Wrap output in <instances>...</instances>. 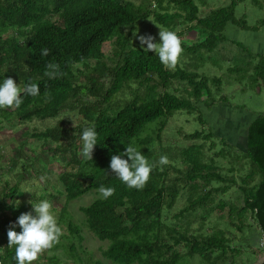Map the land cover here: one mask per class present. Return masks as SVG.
Returning a JSON list of instances; mask_svg holds the SVG:
<instances>
[{
	"label": "trees",
	"instance_id": "obj_1",
	"mask_svg": "<svg viewBox=\"0 0 264 264\" xmlns=\"http://www.w3.org/2000/svg\"><path fill=\"white\" fill-rule=\"evenodd\" d=\"M198 1L205 5V0ZM198 1L154 0L155 8L151 9L131 0H0V80L11 77L19 84L31 79L40 85L37 96L22 93L24 100L20 107L0 108V122L13 119L25 124L34 119H53L77 108L82 118L78 126L59 121L52 128L25 136L42 143L53 156H65L69 168L59 175L65 192L59 220L67 226L69 235H62L51 251L64 246L67 255L74 258L72 254L78 253L76 262H82L86 251L81 245V230L72 223L67 208L70 202L90 192L98 197L80 208L83 225L97 240L107 242L101 256L112 264H179L195 256L204 264L226 262L240 251L232 247V240L222 231L203 236L190 233L189 228H181L175 221L202 212V228L214 209L226 208L221 200L215 205V199L233 189L238 190L242 207L236 210L231 206L228 217L236 216L237 230L242 233L247 229L251 232L249 222H252L264 240V112L249 123L245 150L236 152L225 139L219 140L210 128L205 129L206 119L199 108V103L206 109L228 103V97L222 94L221 79L199 73L198 65L196 71L177 65L167 67L154 51H144L146 45L142 47L140 41L132 40L138 26L150 19L162 29L175 31L186 27L196 32L198 39L191 43L181 39L184 55L195 57L202 66L206 55H217L220 45L230 44L243 51L248 60L258 61L246 64L241 80L248 76L253 86L260 80L264 84V55L254 54L226 36L228 24L251 32L264 26V20L249 26L245 16L235 18L237 5L249 0H231L227 6L203 17L199 15ZM250 1L258 4V0ZM184 34L178 33L180 38ZM106 44L114 48L113 60L105 56ZM44 48L49 50L47 57L41 55ZM230 60L233 62L234 58ZM49 63L59 65L55 78L45 74ZM250 68L253 73L249 75ZM228 72L243 70L233 67ZM82 76L85 83H79ZM176 83L185 84L182 92L172 87ZM132 85L138 87L132 98L112 108L113 100L131 90ZM175 113L195 115L203 128L183 134L184 140L190 142L181 150L185 173L169 162L159 164L160 156L167 155L161 135ZM152 124L156 126L149 129ZM89 125L95 126L99 133V144L94 147L91 160L82 154L80 138ZM216 140L222 149L214 153V158L230 160L231 168L226 173L213 159L210 163L203 162L204 145L197 143L210 142V150H215ZM129 144L154 165L143 188H129L110 169L111 156L125 151ZM37 161V156L32 160L27 156L26 163ZM171 172L180 176L168 181ZM23 181L21 177L20 181L13 185L7 182L0 189L1 264H17L8 231H22L18 217L31 212L29 205L16 202ZM101 185L114 187L115 192L103 199L98 192ZM186 188L188 204L169 219L167 212L173 210ZM69 240L80 244H67ZM247 245L258 261L256 264H264V248ZM180 247L185 253L178 252ZM49 257L43 256L44 260ZM52 258L57 256L53 254ZM32 264L42 263L36 260Z\"/></svg>",
	"mask_w": 264,
	"mask_h": 264
},
{
	"label": "rangeland",
	"instance_id": "obj_2",
	"mask_svg": "<svg viewBox=\"0 0 264 264\" xmlns=\"http://www.w3.org/2000/svg\"><path fill=\"white\" fill-rule=\"evenodd\" d=\"M135 5L151 6L154 9V0H131ZM196 2L198 0H195ZM231 0H205V5L198 1L199 15L206 16L210 11L216 8L225 7ZM245 16L249 26H255L259 21L264 20V0H258V4L254 5L250 0L239 3L236 7L235 18ZM163 30L161 27L156 26L151 19L141 23L137 30L132 35L133 42H139L140 36L154 37V43L160 42L159 32ZM180 31H184L185 34L181 37L183 41H197L198 35L194 31H189L186 27H181L175 30L178 34ZM226 36L232 41L239 42L248 47L252 53L264 55V26L258 32L244 31L240 28L228 24L226 28ZM191 45V44H190ZM113 46L106 44L104 46V53L107 59L113 60ZM218 55H221L218 57ZM235 56V57H234ZM216 57L217 60L213 61ZM234 58L233 62L229 59ZM255 60V59H254ZM248 60L245 57V53L240 49L230 44H222L219 46L217 55H206L204 63L201 66L193 56H186L181 54L177 66L184 68L188 71H196L198 65V72L205 74L209 78H220L222 81V94L228 97V103H220L211 109H206L199 103L200 111L206 119L207 130L210 128L219 138L225 139L236 152L244 151L246 148V135L247 128L251 120L258 114L264 112V84L260 80L258 85L253 86L249 81L248 76L244 77L245 66L247 63L257 64V60ZM213 62V63H212ZM175 67V66H174ZM171 67V68H174ZM233 67H239L243 70L241 73L231 74L228 69ZM253 73L252 68L249 69V75ZM246 76V75H245ZM79 83H85L86 78L80 77ZM185 85V84H184ZM176 83L172 87L177 89L178 92H182L186 86ZM211 86L213 95H216L215 88ZM255 87V89L253 88ZM170 88V91H173ZM138 89L136 85L131 86V90H126L122 94L118 95L111 107L116 109L120 107L126 100L132 98L133 92ZM143 92V89H140ZM80 106V105H78ZM59 121H63L72 126H78L82 124V118L79 114V108L72 112H62L56 118H48L46 120L34 119L25 124H20L13 119L2 120L0 122V189L4 187L5 183L9 182L13 185L15 182L20 181L23 177V182L20 184L19 194L17 195L16 202L18 204L24 203L31 207V212L35 215L33 204L40 199H48L53 203L54 211L57 215L59 225L63 229L62 235H69V230L66 225L62 224L59 220L61 208L64 204L65 192L63 186L60 183L59 175L62 172L69 171L66 167V159L63 155L53 156L50 150L42 147V143L34 141L32 139H26V135L33 131H44L47 128L54 127ZM156 124H152L150 128L155 127ZM148 129V130H149ZM203 128L198 123L195 115H187L185 113H175L173 117L168 121L164 132L161 135V143L166 150L168 162L174 166L177 170L185 173L186 166L182 162L181 150L186 148L190 142H187L183 138V134H190L195 131H201ZM219 140L214 141L216 144L215 150H210V142H197L204 145V158L203 162L210 163L213 159L217 167H220L222 171L226 173L231 168L229 159H215L214 153L219 152L222 149V145ZM25 142V145L23 143ZM193 144V143H192ZM15 151H19L17 154ZM27 156L35 158L38 157L36 164L27 162ZM40 164V165H39ZM235 168V167H234ZM235 174V173H234ZM179 177L177 173L171 172L169 174L168 181H171L174 177ZM236 178L239 176L238 172L235 174ZM53 195V197H50ZM180 199L177 201L176 206L172 211L167 212L169 219L174 214L183 209L188 204V188L180 194ZM98 196L95 192H90L78 199L69 203L67 208L70 219L74 225L80 228L83 250L82 262L78 261V253H73L74 258L66 254L65 248L54 247L60 242L56 243L50 250L46 249V255L43 252L37 259L42 264H112L105 260L101 256V250L106 248L107 242H101L97 240L83 225L84 217L80 212V208L91 204ZM240 194L237 189L229 191L224 196H219L215 199V205L222 202L226 203V208L220 210L216 208L211 212L209 218L200 228L202 212L197 214H189L181 221H175L181 228H189L190 233L200 234L203 236H210L216 231H222L226 237L232 240V247H236L240 252L229 258L226 262L221 264H256V258L252 255V250L247 248V244H252L251 247L262 250L264 248V240L260 231L255 228L252 222H249L250 229L239 232V223L236 220V216L233 218L228 217V211L231 206L236 207V210L242 207V202L238 199ZM248 222L249 216L246 217ZM70 242L78 241L69 240ZM48 251V252H47ZM185 249L180 247L178 252L183 254ZM69 252V251H68ZM78 252V251H77ZM56 255L57 259L52 258V255ZM49 259L44 260L43 256H49ZM179 264H204L198 256L192 259L182 260Z\"/></svg>",
	"mask_w": 264,
	"mask_h": 264
},
{
	"label": "clouds",
	"instance_id": "obj_3",
	"mask_svg": "<svg viewBox=\"0 0 264 264\" xmlns=\"http://www.w3.org/2000/svg\"><path fill=\"white\" fill-rule=\"evenodd\" d=\"M159 37L160 42L154 43L155 38L151 35L140 36V44L142 47L146 45L144 51H154L163 65L174 67L183 52L181 38L170 29L160 30ZM41 55L47 57L49 50L42 49ZM58 68L59 65L49 63L45 74L55 78L58 75ZM22 93L37 96L40 94V85L31 79L19 84L11 77L0 80V108L20 107L24 100ZM98 137L99 133L95 126L89 125L83 129L80 138L85 158L91 160L94 147L99 144ZM167 163L168 157L161 155L159 164ZM153 167L148 158L132 144H129L125 151L113 154L110 160V169L129 188H143L150 178ZM98 192L101 198L107 199L113 195L115 188L101 185ZM32 204L35 215L28 212L18 217L17 223L22 231L17 232L14 229L8 231L10 246L15 248L17 264H32L44 250L51 249L58 243L63 234L50 200L40 199Z\"/></svg>",
	"mask_w": 264,
	"mask_h": 264
},
{
	"label": "water",
	"instance_id": "obj_4",
	"mask_svg": "<svg viewBox=\"0 0 264 264\" xmlns=\"http://www.w3.org/2000/svg\"><path fill=\"white\" fill-rule=\"evenodd\" d=\"M0 264H1V262H0Z\"/></svg>",
	"mask_w": 264,
	"mask_h": 264
}]
</instances>
